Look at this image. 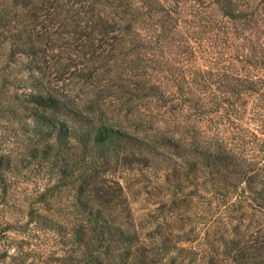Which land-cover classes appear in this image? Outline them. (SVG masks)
<instances>
[{
    "label": "rangeland",
    "instance_id": "374dc122",
    "mask_svg": "<svg viewBox=\"0 0 264 264\" xmlns=\"http://www.w3.org/2000/svg\"><path fill=\"white\" fill-rule=\"evenodd\" d=\"M81 1L88 4L0 0V152L21 161L34 145L41 148L32 120L12 101L31 86L89 116L66 119L81 133L104 124L151 145L109 155L71 140L65 160L54 147L47 158L16 164L7 174L8 196L0 194V264H91L92 236L76 234L79 201L136 231L153 248L151 264H251L264 254V200L253 199L264 187L262 20L233 23L211 0H180L177 7L175 0H151L178 14L168 23L160 15L137 21L131 32L116 24L95 41L94 32L76 28L73 7ZM244 1L232 2L241 8ZM249 3L262 12L260 0ZM114 42L121 45L108 60ZM212 80L220 88L209 86ZM154 136L183 146L176 154ZM204 150L233 155L238 169L207 175ZM127 158L135 160L130 169ZM232 239L237 249L227 247ZM238 248L243 262L232 257Z\"/></svg>",
    "mask_w": 264,
    "mask_h": 264
},
{
    "label": "trees",
    "instance_id": "16d2710c",
    "mask_svg": "<svg viewBox=\"0 0 264 264\" xmlns=\"http://www.w3.org/2000/svg\"><path fill=\"white\" fill-rule=\"evenodd\" d=\"M85 1H88L87 5H82V1L80 2L81 4L75 2V6L78 3V7H73V16H75L76 19V28L80 30L78 32H94L95 35L98 36V38H95L96 36L93 35L92 39H95V41H103L108 33L115 31L116 24L119 25L122 30L131 32L134 23L137 21L149 22L155 17V15H160L161 19L164 20V23H168L172 20L175 14H178V12L172 7L160 5L157 7V5L151 0H139L142 1L141 3L132 2L131 0ZM175 1V7H177L181 2L180 0ZM232 1L233 0H211V3L221 11L222 15L227 20H231L233 23L239 22L244 25L250 22L252 24V20L250 19L254 16V19H256L255 23H257L258 20H262V23L264 24V0H260L263 4V8L262 12L259 14L255 13L254 9L249 8V0H247V2L245 0L244 4L240 2L242 3L241 8H237L240 5H235ZM135 4L137 6L134 8ZM242 6L245 7L244 10H249H241ZM71 8L72 7L68 9ZM251 27L257 28L253 25H251ZM23 29L24 28H22V31L20 32H32L31 30L28 31L26 28ZM28 39L29 43H31V47L34 49L32 40H30L31 35L28 36ZM4 41V38L1 39L0 37L1 47L3 46ZM117 44L114 42L110 45L111 47L108 51L109 54L106 56L108 60L114 57L113 53L121 45L119 44V46H117ZM90 45L93 46L92 43ZM140 45L144 44L142 43ZM132 49L136 50L139 48L135 46V48L132 47ZM103 51L105 52V50H102V52ZM92 55H95L93 51ZM96 57L97 59H104L105 55L101 56L99 54ZM89 72L91 71L89 70L87 73ZM216 84V80H212L209 86ZM217 85L219 87V84ZM238 85L240 88L243 87L246 89V86L243 83H239ZM119 87H124L125 89L126 86ZM157 88L158 87L155 88V86L151 87L149 89L151 91L150 93L152 94ZM144 89H142V91ZM135 90L138 89L136 88ZM12 101L16 104L15 106L23 107V111L27 112V117L32 120L33 125L30 127L32 128L31 132L33 133L35 142L41 144V148L39 149L34 145L30 148L28 154L23 156L21 161L20 159H13L11 155L5 152H0V194L4 197L8 196V191L10 189L6 179L7 174L14 166H16V164L21 166L24 165L26 167L31 163V159L39 157L47 158L46 156H50L55 148L58 150V160H65L64 156L61 155L64 154L63 147L71 140H75L85 146L99 149L101 154L102 152L109 153L111 151L109 155H119L120 151H124L127 146L134 147L138 144L140 148L144 149V147L141 146L151 145L150 142L145 140L138 141L134 137L125 134L120 129L108 127L104 124L93 126L92 129L85 133L77 131L78 127H76L75 124H69L66 119L70 118L73 122L79 123L83 120H87L89 116L78 111L75 105H71L73 108L69 107L65 102L66 100L62 98H58L49 92H44L43 94L38 86H31L26 92L14 93ZM25 125L29 127L28 124ZM52 138H54L53 144L50 142ZM152 139L162 140L164 148H167L176 154H178V151H180L183 146L178 140L166 138L164 136H154ZM200 155L202 157L200 162L201 167L208 171L207 175L213 176L222 172L234 173L230 171L231 167L233 168L232 170L239 167V164L235 163V157L231 154L214 153L204 150ZM130 159L131 158H127L125 160L126 169H130L129 167L135 163V160ZM140 161H143L145 165L148 163L144 158L143 160L140 159ZM248 180L252 181L251 178H248ZM249 183L250 182L248 181V185ZM261 189L254 192L256 197H253V199L264 200V187ZM107 201V203L110 202V200ZM78 204L80 208V223L76 229V234L82 238L86 237L88 234L92 236V238L90 237L91 240H88L90 241L89 243L92 244L87 245L86 252V256L91 259V264H151L155 262L154 260H150V252L153 251V248L149 247L145 242L140 243L136 231L130 232L129 230H124L122 227L112 224L104 216V213L101 211L102 209L97 207L92 208L83 201H79ZM235 241L236 239L230 240L231 244L229 243L227 247L229 248L230 246L231 249H233L232 246H236L237 249L238 244L236 245ZM262 242L264 243V240ZM150 245H153V240ZM102 248L103 251L101 250ZM242 251L243 250L240 249L239 252H236V254L232 256L236 262H243L244 257ZM100 256L102 257L100 258ZM105 257L107 258L105 259ZM251 264H264V254L255 256Z\"/></svg>",
    "mask_w": 264,
    "mask_h": 264
}]
</instances>
